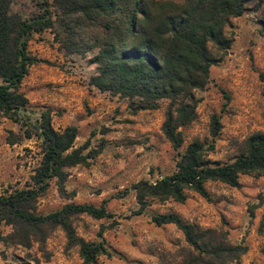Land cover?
I'll return each instance as SVG.
<instances>
[{"label": "trees", "instance_id": "1", "mask_svg": "<svg viewBox=\"0 0 264 264\" xmlns=\"http://www.w3.org/2000/svg\"><path fill=\"white\" fill-rule=\"evenodd\" d=\"M34 1L38 11L23 17L12 11L10 0H0V113L19 126L17 133L9 131L6 141L13 146L35 139L39 155L27 185L0 194V222L12 228L9 243L25 247L31 240L43 246L50 232L59 227L67 247L78 248L81 264H96L98 257L111 258L113 252L102 241L79 237L71 218L109 219L112 215L105 201L100 206L69 203L47 215L35 212L37 199L52 181L62 191L67 170L87 164L98 152L88 151V142L75 147L77 128L55 130L52 111L32 108L20 91L29 68L46 62L28 50L32 36L50 31L69 54L94 52L89 63L95 65V73L89 85L126 99L133 113L166 103L161 130L178 150L183 145L181 129L196 118L197 92L207 88L211 66L231 46L227 25L249 5L258 10L264 0ZM259 78L264 98V73ZM219 130L220 120L214 115L212 137ZM210 150L212 146L193 141L178 155L170 175L133 184L130 190L138 206L134 215L143 214L155 201L182 204L189 192L210 201L208 182L238 188L241 176H264V132L250 135L244 149L229 162L209 159ZM150 220L157 227L174 225L187 245L180 249L179 261L173 258L163 264H240L246 251L228 242L225 233L201 228L175 213L152 214Z\"/></svg>", "mask_w": 264, "mask_h": 264}, {"label": "rangeland", "instance_id": "2", "mask_svg": "<svg viewBox=\"0 0 264 264\" xmlns=\"http://www.w3.org/2000/svg\"><path fill=\"white\" fill-rule=\"evenodd\" d=\"M180 2L181 0H172ZM13 12L28 17L38 11L34 0H10ZM232 43L222 59L211 66L209 83L197 92L196 118L181 129L183 145L174 150L162 133L166 103L155 110L133 113L128 102L101 93L89 85L94 52L69 54L50 31L34 34L30 53L45 63L31 66L20 91L34 109H50L52 126L77 128L75 147L88 142L98 152L85 165L67 170L63 190L52 181L35 203V212L47 215L69 203L100 206L104 201L111 218L87 215L71 218L76 234L86 241H102L113 257H98L96 264H163L179 261L186 248L174 225L157 227L150 215L175 213L201 228L217 229L228 242L245 248L240 264H264V176H241L239 187L208 182L210 201L189 192L187 200L153 202L141 215L131 186L156 181L175 170L178 155L193 141L212 146L208 158L229 162L244 149L252 134L264 132V3L249 5L226 27ZM218 116L220 130L211 135V119ZM19 126L0 113V194L22 189L39 161L35 139L9 145V131ZM11 226L0 222V264H81L77 247L69 248L63 230L54 228L43 246L31 240L28 247L9 243Z\"/></svg>", "mask_w": 264, "mask_h": 264}]
</instances>
